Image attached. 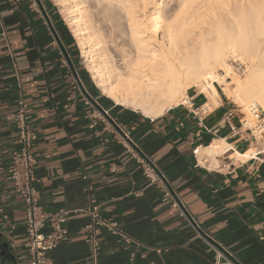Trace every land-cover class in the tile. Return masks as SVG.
<instances>
[{
    "label": "crops",
    "instance_id": "0c3cea01",
    "mask_svg": "<svg viewBox=\"0 0 264 264\" xmlns=\"http://www.w3.org/2000/svg\"><path fill=\"white\" fill-rule=\"evenodd\" d=\"M85 90L126 123L141 153L167 174L187 216L147 186L141 164L104 123L89 128L93 107L85 103ZM20 95L38 135L33 150L41 204L48 211L71 210L62 218L68 238L50 253L55 264H92L85 237L96 205L122 231H102L100 264H213L215 250L204 235L240 264H264V146L243 161L219 155L211 166L193 152L220 139L239 151L253 147L237 109L232 121L240 129L232 131L226 114L234 107L205 90L190 88L183 103L156 118L107 104L50 0H0V205L12 223L0 220V231L17 264H29L24 203L7 178L17 139L11 115Z\"/></svg>",
    "mask_w": 264,
    "mask_h": 264
},
{
    "label": "bare ground",
    "instance_id": "6f19581e",
    "mask_svg": "<svg viewBox=\"0 0 264 264\" xmlns=\"http://www.w3.org/2000/svg\"><path fill=\"white\" fill-rule=\"evenodd\" d=\"M58 1L95 85L115 104L156 118L183 103L192 87L202 86L216 101L220 96L217 83L239 106L247 109L258 103L264 110V0L242 2L239 11L230 9L232 22H218L214 40L196 37L198 42L187 38L190 21L180 20L179 14L164 17L163 0ZM192 1L183 0L181 5L187 8ZM102 13L111 22L109 35L99 18ZM256 36V41L263 37L261 47L256 46L260 45ZM119 38L123 43H117ZM231 54L248 60L244 77L235 75L228 62ZM252 118L247 115V125ZM260 138L264 145V134L258 133ZM259 151L255 146L239 151L220 139L198 148V158L201 163L206 158L211 166L225 153L243 161Z\"/></svg>",
    "mask_w": 264,
    "mask_h": 264
},
{
    "label": "built area",
    "instance_id": "2783aa9c",
    "mask_svg": "<svg viewBox=\"0 0 264 264\" xmlns=\"http://www.w3.org/2000/svg\"><path fill=\"white\" fill-rule=\"evenodd\" d=\"M9 1L18 3L22 0ZM34 3L36 0H31V4ZM232 60L234 71L243 73L246 63L238 57H232ZM84 96L85 103L93 107V110L86 115L89 119V128L95 129L100 122L104 123V129L112 131L114 139L120 142L126 151L141 164L147 186H155L161 190L163 200L169 201L172 207L178 208L182 216H187L186 206L180 196L171 188L167 174L141 153L126 123L115 117L111 113V108L104 107L102 102L88 90L84 91ZM28 107L25 97L20 95L18 107L11 115L16 123L17 139L16 147L11 152L7 178L12 184L13 191L21 196L24 203L25 247L29 264H55L50 253L68 238L69 231L62 218L68 215L71 210L60 208L56 211H48L41 204V192L36 186L38 181L35 173L37 159L33 150V144L38 135L31 124ZM248 112L253 117L255 125L246 127L256 139L258 133L264 134V110L258 103H253L249 105ZM234 114L235 108H231L226 114V122L232 131L240 129L232 121ZM240 122L241 127L247 125L246 114L242 113ZM193 152L197 156L198 147ZM98 209L99 206L96 205L89 210L91 220L86 225L85 241L88 244L92 264H100V235L102 231L107 229L114 234L122 233L118 222L101 217L98 214ZM0 220L12 225L8 212L1 205ZM203 238L215 250L213 264H240L232 255L212 242L209 236L204 235Z\"/></svg>",
    "mask_w": 264,
    "mask_h": 264
},
{
    "label": "rangeland",
    "instance_id": "374dc122",
    "mask_svg": "<svg viewBox=\"0 0 264 264\" xmlns=\"http://www.w3.org/2000/svg\"><path fill=\"white\" fill-rule=\"evenodd\" d=\"M50 1L55 5V7L57 8L58 12L60 13L62 19L64 20L66 26L69 28V30L73 34L74 40L76 42V45H77V48L79 51L82 66H84V68L88 71V73L92 79L91 73L89 72L87 65L84 62L83 58L81 57L80 49H79L78 42H77V37L74 35L72 29L69 27L67 21L65 20L64 15L61 13V6H60L59 1L58 0H50ZM89 1L87 2V4L92 5L90 3L91 1L90 2ZM181 1H183V0H163L162 1V10L164 9L163 10V15H165L164 17L165 18L168 17L169 19H172L174 15L176 16V14H179L180 17H179V15H177V16L179 18H181L180 20L190 21L191 23L187 26V30L189 32L187 38L189 41L190 40L196 41V37H200V38H198L199 41H200V39L201 40L207 39L208 41H210V40H214V38H215L214 36H216L214 33H216L215 29L217 27L218 22L219 23H221V21H222V23L226 22L225 24H228V22L230 20L232 22L231 16L228 15L230 9H231V11H237L242 6L241 5L242 2H243V4L245 3V5H247V4H249L250 0L249 1L248 0H211V1L210 0H194V1H192L193 3L188 4L187 8H186V6L181 5L182 4ZM92 9H94V8H92ZM103 14L104 13H102V15H99V18L103 22L102 25L104 26L105 33L109 35V33L111 31V29H110L111 22H109L110 20H108L107 19L108 17H106L108 15L107 14L103 15ZM104 16H105V18H104ZM103 18L105 20H103ZM193 19H194V21H192ZM254 38H255V36H254ZM262 38L263 37H258V41H256L257 40V36H256V39H254L255 42H258L257 44H260V45H256L257 47L258 46L261 47L263 45V44L261 45V43H259V42H262V41H260V40H262ZM196 42H198V41H196ZM117 43H119V44L123 43V40L121 38H119L117 40ZM257 49H259V48H257ZM232 55L233 54H231L229 56V60H228V62L231 65H233V63H232V61H233L232 57L233 56ZM246 60L247 59L244 60V62H246L245 71L243 73L234 72L235 75H238L239 77H244L246 75V71L248 69L247 68L248 67L247 66L248 60L247 61ZM220 72L224 73L222 70H220ZM228 80L231 81L232 76ZM92 81H93V79H92ZM93 84L96 87L98 93L101 95V97H102L101 100L107 104H110L109 101L111 99L101 93L100 89H98V87L95 85L94 81H93ZM232 85L234 86V84H230L231 87H233ZM216 86L220 92V96L223 97L225 101L230 102V104L235 109H237V111L240 115H242V113L246 114V119H247V115L250 114L247 110L248 108L245 109V107L243 108V106H239L237 104V102L235 103L234 99H232V98L230 99V97L228 98V96L224 93L221 85L216 83ZM200 87L202 88V86H200ZM192 88L197 92L201 91L199 87L198 88L192 87ZM189 90L190 89L187 90V93ZM128 108H131V107H128ZM241 108L246 110V111L242 110ZM253 120L254 119L252 118V122H249L247 126H249L251 124L250 127H253L255 125V121H253ZM252 123H253V125H252ZM254 146L255 147L259 146V147L263 148L264 145H263L262 139L261 138L260 139L254 138Z\"/></svg>",
    "mask_w": 264,
    "mask_h": 264
},
{
    "label": "water",
    "instance_id": "95a60500",
    "mask_svg": "<svg viewBox=\"0 0 264 264\" xmlns=\"http://www.w3.org/2000/svg\"><path fill=\"white\" fill-rule=\"evenodd\" d=\"M0 255L4 256V258L13 264H17L16 257L10 250L9 244L7 241L3 240V234L0 231Z\"/></svg>",
    "mask_w": 264,
    "mask_h": 264
},
{
    "label": "flooded vegetation",
    "instance_id": "af4514ba",
    "mask_svg": "<svg viewBox=\"0 0 264 264\" xmlns=\"http://www.w3.org/2000/svg\"><path fill=\"white\" fill-rule=\"evenodd\" d=\"M0 264H13V263L6 260L4 256L0 255Z\"/></svg>",
    "mask_w": 264,
    "mask_h": 264
},
{
    "label": "trees",
    "instance_id": "16d2710c",
    "mask_svg": "<svg viewBox=\"0 0 264 264\" xmlns=\"http://www.w3.org/2000/svg\"><path fill=\"white\" fill-rule=\"evenodd\" d=\"M110 102H112V100H110ZM113 103V102H112Z\"/></svg>",
    "mask_w": 264,
    "mask_h": 264
}]
</instances>
